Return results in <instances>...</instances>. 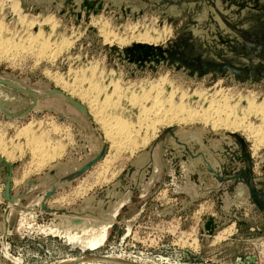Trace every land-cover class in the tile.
Listing matches in <instances>:
<instances>
[{"label":"water","instance_id":"obj_1","mask_svg":"<svg viewBox=\"0 0 264 264\" xmlns=\"http://www.w3.org/2000/svg\"><path fill=\"white\" fill-rule=\"evenodd\" d=\"M46 2L65 20L68 21L72 16L75 25L82 18L89 23L91 16L98 17L103 13L108 21L113 19L115 25L124 22L127 16L132 21L151 23L152 16L156 15L158 26L164 21L177 26L175 36L160 44L133 42L119 47L101 42L106 58L116 60L120 66L129 69L132 75L146 69L157 72L159 67H168L194 81L206 78L211 83L223 78L226 82L246 85L264 83V0ZM112 9L118 12H112ZM148 14L149 18L146 17ZM90 30L95 31V28L91 27ZM180 82L184 87L188 84L186 81ZM0 86L26 94L32 99V105L21 111L17 98L9 97L0 90L1 120H23L32 110L37 116L45 109L38 102L51 96L64 100L82 117H67L60 112L59 121L68 118L74 125L76 148L69 151L70 159L57 161L41 175L28 178L22 191L12 190L17 163H10L0 155V174L4 184L1 196L9 203L6 207H0L2 245H8L9 238L14 234L11 219L16 216L19 218L18 233L57 237L69 244H72L66 237L69 231L82 234L83 229L100 231L101 227H107L105 240L95 248L101 247L108 241L118 223V216L125 206L133 202L135 194L137 198L146 200L154 187L162 182L166 172L171 183L165 185L170 187L173 196L184 197L181 203L183 210L200 200L215 199L218 215L207 213L202 216L200 223L201 233L208 237L234 219L241 223L238 215L251 212L254 207L264 214V174H255L254 160L247 142L238 134L227 132L221 136L213 135L201 125H176L163 129L146 149L129 161L117 180L101 192L92 193L70 208L58 204L47 206L49 198L60 190H66L103 159L108 143L93 125L87 107L64 90L50 86L43 90L34 89L8 74L0 75ZM261 171L264 173V164ZM35 191L41 194L38 201L24 205L22 201ZM146 206L145 202L133 216L121 219L123 226L119 225L125 230L122 238L131 235L133 226L141 219ZM168 209L172 210L173 207L169 206L156 214L165 215ZM42 212L48 213L49 217L44 219ZM97 257L105 260L103 255ZM88 259L76 258L69 264Z\"/></svg>","mask_w":264,"mask_h":264},{"label":"rangeland","instance_id":"obj_2","mask_svg":"<svg viewBox=\"0 0 264 264\" xmlns=\"http://www.w3.org/2000/svg\"><path fill=\"white\" fill-rule=\"evenodd\" d=\"M19 1L22 8V14L26 15L25 18H33L34 20L38 21L35 22L34 27L29 26V24L25 22V19L22 15L18 16V14H14L10 10L9 0H0V19L4 21L3 35L5 37H13L18 41V39L26 38L29 35L28 33H37L38 29H41L44 33V36H49V41L51 40L50 42L52 43L60 42L63 38H69L73 42L69 48L63 50V52H61L54 59L50 57L40 58L38 57L39 55L34 53L35 50L34 52L32 51L27 54V50H25V48L24 50L20 49L21 52L19 51L16 54H11L9 57L14 55L16 57L13 60L0 56V75L8 74V76L11 78L19 80L23 85L34 89L43 90L47 86H50L64 90L70 96L81 101L87 107L93 125L98 128L102 138L108 143V150L103 159L97 162L94 167L81 178L74 181L66 190H60L54 198L47 201L48 205L58 204L65 208H70L72 206H77L81 200L90 196L92 193L101 192L105 187L110 186L113 182H115L126 168L125 166L136 155V153H138L139 150L143 151L146 149L149 144L157 138L160 132L165 129L166 126L159 125V130L157 131L156 136L149 139L148 143L137 147L136 151L125 149L122 153L120 152L118 155L119 157L116 156L110 165L109 172L115 174L111 179L105 180L106 182L104 180H101V182H94V177H96L103 170L104 165L106 164L105 161H107L106 159H111V156L114 154L115 150L111 146V141L106 139L102 124L99 122V120H97L94 113L88 108V101H86L85 98L79 96V94L72 93V90L69 87H65L63 83H57L58 81H56V79L62 76V78H64L62 80H66L70 83L74 82L77 85H80L83 90L86 91L87 89L90 91L93 89L94 84L91 82L97 83L98 89H95L97 91L96 95L97 97L99 96L98 101H103L105 104L106 111L110 114L118 113L129 123L133 125L136 123L137 125L139 119H142L143 115L140 113V104H131L128 100V97L134 90L133 87L137 89L139 83H146L147 81L157 79L159 76L164 74L169 75V77L170 74L176 76L180 74L175 73L171 68L159 67L157 72H152L151 70L146 69L144 72H137V74L132 75V72L129 69H126L124 66H120L116 60H108L106 58L104 49L100 45L102 41L105 44L103 37L99 34L98 29L92 24V21L101 19L108 21L103 13H101V15L98 17L91 16L89 23H86L82 18L78 25H75L72 16L69 17L68 21L65 20L64 17L57 14V12L53 9V6L47 3L46 0ZM106 6L107 4H105V8ZM34 9H36V11H34ZM111 11L115 13L118 12L117 9H112ZM47 16H53L56 20L57 26L55 29H52L49 24L41 23V20H44V18ZM147 16L148 18L150 17L149 14L146 15V17ZM152 17L154 19V17L157 16L153 15ZM157 19L155 22L158 21ZM145 22L147 23V21H143L141 23L139 21H132L131 17L127 16L124 22L117 25H115L113 19L108 21V26L110 29L118 30V33L120 34L125 32L124 28L126 25H128L127 30H129L130 26H136L138 30H142L144 28L148 29V23L145 24ZM165 23L163 27L168 25L167 23L165 25ZM91 27H94L95 31L90 30ZM169 27L172 30L171 35L164 39L163 42L168 40V38L175 36L177 26H173L171 24ZM163 42L160 41L159 43ZM92 68L95 71L94 73ZM84 78L86 79L84 80ZM88 78L89 80H87ZM184 78V80L190 82L193 84V86H175L174 82L176 80L170 79L171 82L166 84L167 87L165 95H167V93L174 87L179 88V91L180 89L182 91L189 90V93L192 90H196V88L202 90L207 88L209 92L208 94L214 93V91L218 88H223L229 89L227 90L229 91V94L240 92L242 95H244L248 92H251L254 94L253 96L257 97L258 100L264 99L263 82L245 85L234 81L226 82V80L223 78L211 83L208 82L206 78H203L200 81H194L186 77ZM73 79L75 80L73 81ZM112 79L120 80V84L123 87L120 91H118L119 93L115 92L110 98H107L108 94H110L113 90V86L109 82L112 81ZM177 81L180 80L177 79ZM89 86L92 87L90 88ZM0 90L4 91V93L9 97L15 96L21 105V111L29 108L32 105L31 97L26 94L8 90L1 86ZM150 94L154 95L153 92ZM108 99L110 100L107 102ZM203 99V97H198L197 95L190 96L191 102H196L198 100L203 101ZM209 99L210 97L205 98V106L210 103ZM38 104L39 106L45 107V109L37 116L32 110L23 120L15 119L14 121H10L7 119H0V131L4 133L6 132L5 137L10 139L8 141L9 150L13 148L12 151L15 153V158L10 159L9 162L17 163V167L14 168L13 187L14 189L20 191L24 189V183L28 178L41 175V172H43L45 169L47 170L53 163L60 161V158H63L64 160L70 159L69 157H65L67 156L65 149L67 144H69L68 142L71 140H73L74 143L76 142L73 136L74 125L68 118H65V120L60 122V112L62 111L67 117L77 116L82 118L76 109L59 97L51 96L49 98L40 100ZM245 104L246 103L242 102L243 106H245ZM48 108H53V110H49ZM30 121L33 122L36 127H34L35 134L38 135L39 133V136L42 135L41 138H45L43 140L47 142V145L60 139L63 140V143H66L64 151L61 153V155L56 156L53 160L51 159L50 162L48 161L45 166H42L43 169H41L42 167L40 168L41 170L38 169L39 171L33 169L34 167L31 163L33 154L27 146L26 137L15 136L18 128ZM147 121L148 123H151V120ZM136 125L135 128H139L138 125ZM144 125L145 126H142L141 130L139 131L140 133L137 131H133L132 133V137H134L139 143L146 136V138H149L148 136L151 134V128L147 127L148 124L146 120ZM194 125L201 124L182 122L178 126L190 127ZM53 127H61L64 131L61 132L59 129L56 132V129L53 130ZM205 128L215 133L216 136H221L224 135L225 132H228L227 130L221 128L217 130H211L210 126ZM146 129H148V131ZM240 131H238L237 134L240 135L242 132ZM242 137L247 141V145L252 152L251 147L253 141L251 139H246V135H243ZM93 149L95 148L93 147ZM21 153V157L18 156V154ZM3 157L6 158V156ZM253 160L256 163H259L258 166L264 164V146L261 148V150H259V154L256 157H253ZM23 172H27V176L22 178L21 181L20 179ZM37 173L41 174L36 175ZM255 174L261 175L263 172L261 169H259V167H255ZM1 178L2 177L0 175V185H2L3 190L4 186ZM168 178V173H164L161 180L162 182L154 187L153 191L149 197L146 198V200L137 198V194H135L133 202L125 206L121 214L118 216V223H116L114 231L109 236L108 241L103 246L95 249H84L80 247V244L78 246H74L57 237H44L40 235H30L27 233L20 234V232H17L19 218L13 216L11 219V228L14 230V234L9 238L10 246L8 248H4L0 242V264H56L67 259H73L74 261L76 258L82 257H89L90 260L88 259L85 260L86 262L83 261L77 264H116L114 261L109 263L105 260H97V256L102 255L119 256L122 259L128 260L130 262H139V264H264L263 213L254 207L251 212L247 211L242 215H238L242 220L241 223L239 220L234 219L232 222L224 225L213 235L208 237L202 234L200 231L201 218L204 213L211 214V212H213V210H208L210 209L208 208L209 205L205 204L207 199L198 201L193 206H191L190 210H187L186 212L181 209V204L179 206H175L172 203H167L165 199H162L163 196L172 198L175 197L178 199V201L180 200L181 203L183 202L182 196L173 197L170 187L166 186L165 183L163 184V181H167ZM39 193V191H35L33 194H30L28 198H25L22 201L23 204H33L38 201L39 197L41 196ZM145 202L147 208H145V211L143 210L141 219L136 223V225H138L135 228L136 231L132 232L131 235L122 238L124 237L123 235L125 230L119 225L121 224L123 226L121 219L123 217L127 218L133 216L138 212ZM6 205L7 203L0 199V206L5 207ZM152 205H155V208H152ZM169 206H172L173 209L166 210L165 215L160 214L159 216L156 214L160 213L162 209L168 208ZM42 217L47 219L49 214L44 212ZM229 226L233 227V233L231 232L230 234H226L224 237L219 239V237H217L218 233L222 229ZM194 237L198 239L199 243L196 248L193 246Z\"/></svg>","mask_w":264,"mask_h":264},{"label":"bare ground","instance_id":"obj_3","mask_svg":"<svg viewBox=\"0 0 264 264\" xmlns=\"http://www.w3.org/2000/svg\"><path fill=\"white\" fill-rule=\"evenodd\" d=\"M9 6H10V10L14 14H18V16L22 15L25 19V22L28 23L29 26H33V27L35 26V22L38 20H34L33 18H27V19L25 18L26 15L22 14V11H21L22 8L20 6L19 0H9ZM48 16L45 17L44 20H41V23L42 24H49L52 29H55L57 26L56 20L54 19L53 16H50V17H48ZM156 19H157V17H154L153 21H151V23H148V24L145 22V24H147V26H148V29L144 28L142 30H138L136 28V26H130L129 30H127L128 25H126V27L124 28L125 32L120 33V34L118 33V30L110 29V27L108 26L109 23L105 19L92 21V24H93V26H95L98 29L99 34L103 37V40L105 42V44L103 43L104 45L111 46V45L116 44L119 47H121V46L123 47V46L128 45V44L135 42V41L139 42V43H145V44H157L160 41L163 42L164 39L169 37L171 35V32H172L171 28L169 27L170 25H166V23L164 21L161 26H158V21L155 22ZM3 22L4 21H2L0 19V56L4 57V58L7 57V58L13 60L16 58L15 55L11 56V57H9V56L11 54H16L17 52L20 51V49L24 50V48H25V50H27V54L29 52H32V51L34 52V50H35L34 53L39 55L38 57H40V58L50 57V58L54 59L61 52H63V50L69 48L73 42L69 38L68 39L63 38L60 42L56 41L57 43H52V42H50L51 40L49 41V36H46V35L44 36V33L42 32L41 29H38L37 33H28L29 35L27 34L28 36L26 38H24V39L21 38V39H18V41H17L13 37H5L3 35L4 34ZM164 23H165L166 27L165 26L163 27ZM139 26H141V25H139ZM5 30H8V29H5ZM95 66H97V65H95ZM93 68H94V66H93ZM77 72H79V71H77ZM94 72L95 71L93 69V73ZM76 74H75V76H76ZM83 74H84V71H83ZM77 76H78V74H77ZM180 76L181 75L176 76V75L170 74V77H169V75L164 74V75L159 76L157 79L149 80L146 83H139L137 86V89L133 87L134 90H133L132 94L128 97V100L131 104H140V106H141L140 107V113L143 115L142 119H139V121L137 123V125L139 127L137 129L135 128L136 123L133 125V124L129 123L128 121H126V119H124V117L121 116L120 114H118V113L117 114H112V113L110 114L109 112L106 111L105 104L103 103V101L99 102L98 101L99 96L97 97V95H96L97 91L95 89H98L97 83L91 82L92 81L91 80L90 82L92 84H94V87L92 89L94 91H92V90L90 91L88 89L86 91V90H83V88L80 85H77L74 82L70 83V82H67L66 80H62V79H64V78H62V76L59 78L56 77L57 78L56 81H58L57 83H60V82L63 83V85H65V87H69L72 90L71 91L72 93H77V94H79V96H81L82 98H85V100L88 101V103H89L88 108L90 109L91 112L94 113L97 120H99V122L102 124L104 135L108 141L109 140L111 141L110 142V143H112L111 146L115 150L114 154L111 156L112 158L106 159L107 161H105L106 164L104 165L103 170L99 174L97 173L98 175L96 177H94L95 178L94 182H96V181L101 182V180L105 181V180L111 179L115 175V174L109 172L112 160L116 156H118L120 154V152L122 153L123 150H125V149H130V151L131 150L136 151L137 147L148 143L149 139L156 136V133L159 130V128H158L159 125H165L166 126L165 128H167L170 126H176V125L178 126L182 122H184V123H195V124H201L205 127L210 126L211 130H217L220 128L225 129L228 131V133H232V134H237V132L241 130L242 132L240 131L241 132L240 136L246 135V139H251L253 141L252 147H251L252 152L250 151L252 159H253V157H256L259 154V150H261V148L264 146V99L258 100L257 97L253 96L254 94H252L251 92H248L244 95H242L240 92L235 93V94H232L230 92L231 94H229V91H227L229 89H223V88H218L217 90L214 91V93H211V94H208L209 92H208L207 88L205 90L196 88V90H192L190 92L191 93L190 94L189 90L182 91L180 89V91H179V88L174 87V86H173L174 88L171 89L167 93V95H165L166 87H167L166 84L168 82H171L170 79L176 80L174 82L175 86L176 85L183 86V84L180 81L185 82L186 80H184L185 79L184 77H182V76L180 77ZM92 77H93V75H92ZM53 78H54V76H53ZM89 78L87 80H89ZM178 78L180 81H177ZM180 78H182V79H180ZM85 79L86 78H84V80ZM219 79H221V78H219ZM74 80L75 79H73V81ZM200 80H202V79H200ZM200 80H197V81H200ZM109 82L113 86V90L111 93L109 92L110 94H108L107 98H110L115 92L120 91L121 88L123 87L120 84V80H117V79L113 80L112 79V81H109ZM186 82H188V81H186ZM258 83H261V82H258ZM253 84H255V82ZM190 85H193V84L188 82L187 86H190ZM104 87H106V86H104ZM152 92L154 93V95L150 94ZM192 95H197L198 97H203L204 99H203V101L198 100L196 102H191L190 96H192ZM207 97H210V99H209L210 103L207 106H205L204 101H205V98H207ZM122 99H124V98H122ZM109 100L110 99H108L107 102ZM233 100H235V101H233ZM105 102H106V100H105ZM242 102L246 103L245 106L242 105ZM88 113H89V111H88ZM78 118H80V117H78ZM145 120L148 124L147 127L151 128V132H150L151 134L150 135L147 134V135H149L148 136L149 138H146L147 137L146 136L139 143V142H137V140L134 137H132V133H133V131L139 132L141 130V127L145 126L144 125ZM147 120H151L150 121L151 123H148ZM40 126H41V124H40ZM57 126H59V125H57ZM34 127H35L34 123L30 121V122L26 123L25 125L19 127L15 136L26 137L27 146L32 151V154H33L32 160H31V163L33 164V167H34L33 169L38 170L43 165L45 166V164L48 163V161L50 162L51 159L53 160L56 156L61 155V153L64 151V147H65L66 143H63V140L60 139L56 142L53 141L52 143L47 145V142H45V140H43L45 138L44 137L41 138L42 135L39 136L38 132H37L38 135L35 134V128L36 127L35 128ZM53 128H54L53 130L56 129V132L59 129L61 132L64 131L61 127H57V128L53 127ZM148 129H146V130L148 131ZM65 130H66V128H65ZM5 133L0 131V154L3 156H6V159L9 161L10 159L15 158V153H13V151H12L13 148L9 150L8 141L10 139H7L5 137ZM211 133L213 135H215V133H213V132H211ZM226 133L227 132H225V134ZM65 134H66V131H65ZM9 146H10V142H9ZM93 146L91 147L92 150H94ZM109 148H111V147H109ZM22 153L18 154V156L21 157ZM104 160H105V158H104ZM255 164H256V166H255ZM258 165H259V163L258 162L256 163L254 161V170H255V167L256 168L259 167V169H261L262 165L261 166H258ZM28 169H30V168H28ZM41 169H43V167ZM26 173L27 172H23L22 177L20 179L21 181H22V178L27 176ZM94 184H96V183H94ZM3 186H4V184H3ZM13 186H14V184H13ZM13 186H12V190H14ZM2 188H3L2 185H0V199L1 200H3L1 194H2V191L4 190V189L2 190ZM57 194H55L52 198H54ZM52 198H49V199H52ZM162 198L165 199V201H167L169 199V197H165V196H163ZM3 201L5 203H7V205L9 204L5 200H3ZM47 201H46V204H47ZM211 201H213V200L209 199L208 202L205 201L206 202L205 204L209 205L208 208H210V209H208V210H210V211L213 210L211 215L215 216L216 215V213H215L216 207L213 206V204H211ZM47 206H54V205H48L47 204ZM0 207H2V206H0ZM210 211H208V212H210ZM213 213L215 215H213ZM205 214L206 213H204V215ZM28 224H30V222ZM23 225L24 224H21V226H23ZM19 228H20V226H19ZM232 228H233L232 226H229V227L222 229L218 233L217 237H219V239H220L221 237H224L226 234H230L232 232ZM50 229L52 231H55V230H53V228H50ZM92 230L93 229H91V230L83 229L82 234H76V233L73 234L69 231V232H67L66 237H67L68 241H70L72 244L77 245V246L80 244L81 245L80 247H82L84 249L85 248H95L105 240L106 235H107V227H101L100 231H97V230L92 231ZM77 242H80V243H77ZM198 244H199L198 239L196 237H194L193 238V246L196 248L198 246ZM2 246L4 248H8L10 246V242H8V245H2ZM103 257H105V261H107L109 263L111 261H114V263H116V264H124V262H128V264L129 263L130 264H139V262H137V263L132 262V261L130 262L128 260L122 259L119 256L106 255ZM97 260L101 261V259H99L98 257H97ZM72 261H73V259H67V260L61 261L60 263H56V264H67V263H71ZM140 264H146V263H140Z\"/></svg>","mask_w":264,"mask_h":264},{"label":"crops","instance_id":"obj_4","mask_svg":"<svg viewBox=\"0 0 264 264\" xmlns=\"http://www.w3.org/2000/svg\"><path fill=\"white\" fill-rule=\"evenodd\" d=\"M80 133V131H78V134ZM69 144H67V147H66V149H65V153L67 152V156H65V157H68V155H70L69 156V158H71V154H69V151L70 150H74L75 148H76V144H77V142H75L74 143V141L73 140H71L70 142H68ZM68 150V151H67ZM139 152H141L140 150L138 151V153ZM137 154V153H136ZM81 158V156H79V159ZM64 159L63 158H60V161H63ZM55 162V161H54ZM46 170V169H45ZM42 173V172H41ZM41 173H37L36 175H38V174H41ZM264 174V173H263ZM263 174H261V175H263ZM1 175V174H0ZM36 175H33V176H36ZM183 197V196H182ZM183 201H184V197H183ZM191 206H193V205H191ZM191 206H189V207H187V210H190V208H191ZM183 207L184 206H182V210H183ZM187 210H183V211H187Z\"/></svg>","mask_w":264,"mask_h":264},{"label":"built area","instance_id":"obj_5","mask_svg":"<svg viewBox=\"0 0 264 264\" xmlns=\"http://www.w3.org/2000/svg\"><path fill=\"white\" fill-rule=\"evenodd\" d=\"M174 197V196H173ZM160 199V198H159ZM163 199V198H162ZM207 202L209 201V199H207L206 200ZM167 203H172V204H174L175 206H179L180 204H181V201L179 200L178 201V199L177 198H172V197H169V199L166 201ZM211 204H213V206H215L216 207V203H215V201H211ZM157 205V204H156ZM202 206V205H201ZM147 208V207H146ZM215 209V208H214ZM145 211V210H144ZM203 213V212H202ZM207 214V213H206ZM209 214V213H208ZM211 214H212V212H211ZM151 215H152V213H151ZM202 215V214H201ZM213 215H215L214 213H213ZM215 216H217V214L215 215ZM136 226H138V225H134L133 226V230H132V232H134V231H136L135 230V228H136Z\"/></svg>","mask_w":264,"mask_h":264},{"label":"flooded vegetation","instance_id":"obj_6","mask_svg":"<svg viewBox=\"0 0 264 264\" xmlns=\"http://www.w3.org/2000/svg\"><path fill=\"white\" fill-rule=\"evenodd\" d=\"M180 179V178H179ZM164 183H171V179H170V177L167 179V181H163V184ZM209 199H212L213 201H215V199L214 198H209ZM216 203V202H215ZM217 204V203H216ZM216 214L218 215V210L216 209Z\"/></svg>","mask_w":264,"mask_h":264}]
</instances>
